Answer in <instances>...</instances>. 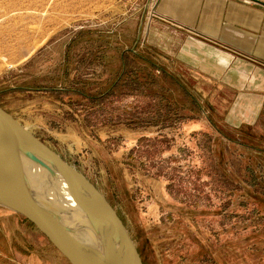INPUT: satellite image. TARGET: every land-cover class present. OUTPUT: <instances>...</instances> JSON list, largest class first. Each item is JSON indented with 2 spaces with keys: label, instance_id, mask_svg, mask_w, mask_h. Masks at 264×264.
<instances>
[{
  "label": "rangeland",
  "instance_id": "1",
  "mask_svg": "<svg viewBox=\"0 0 264 264\" xmlns=\"http://www.w3.org/2000/svg\"><path fill=\"white\" fill-rule=\"evenodd\" d=\"M145 3L0 0V107L94 184L144 264H264V82L165 64ZM24 219L0 206V264H69Z\"/></svg>",
  "mask_w": 264,
  "mask_h": 264
},
{
  "label": "water",
  "instance_id": "2",
  "mask_svg": "<svg viewBox=\"0 0 264 264\" xmlns=\"http://www.w3.org/2000/svg\"><path fill=\"white\" fill-rule=\"evenodd\" d=\"M0 206L31 222L69 264H143L94 184L2 107Z\"/></svg>",
  "mask_w": 264,
  "mask_h": 264
},
{
  "label": "crops",
  "instance_id": "3",
  "mask_svg": "<svg viewBox=\"0 0 264 264\" xmlns=\"http://www.w3.org/2000/svg\"><path fill=\"white\" fill-rule=\"evenodd\" d=\"M145 13L144 44L165 64L205 66L228 85L264 82V0H151Z\"/></svg>",
  "mask_w": 264,
  "mask_h": 264
},
{
  "label": "trees",
  "instance_id": "4",
  "mask_svg": "<svg viewBox=\"0 0 264 264\" xmlns=\"http://www.w3.org/2000/svg\"><path fill=\"white\" fill-rule=\"evenodd\" d=\"M24 220H26V219H24ZM28 224L32 225L31 223H28ZM136 249H137V248H136ZM137 252H138V254H139V256H140V252H139V250H138V249H137ZM140 258H141V256H140ZM141 261H142V263L144 264V262H143L142 258H141Z\"/></svg>",
  "mask_w": 264,
  "mask_h": 264
}]
</instances>
